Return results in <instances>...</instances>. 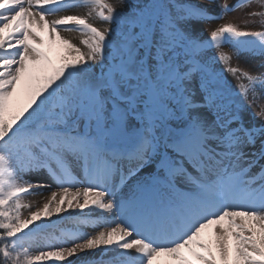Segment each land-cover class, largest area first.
<instances>
[{"label": "rangeland", "instance_id": "1", "mask_svg": "<svg viewBox=\"0 0 264 264\" xmlns=\"http://www.w3.org/2000/svg\"><path fill=\"white\" fill-rule=\"evenodd\" d=\"M42 3L25 1L20 14L0 5V108L11 114L21 92L30 115L42 88L56 89L39 127L0 139V177L11 184L26 255L264 264V0ZM216 143L228 165L217 180L192 167L201 152L220 156ZM161 159L167 165L157 168ZM100 173L111 178L106 186ZM196 207L206 216L186 229L180 216H197ZM163 224L184 237L164 236ZM137 241L149 247L132 249Z\"/></svg>", "mask_w": 264, "mask_h": 264}, {"label": "trees", "instance_id": "2", "mask_svg": "<svg viewBox=\"0 0 264 264\" xmlns=\"http://www.w3.org/2000/svg\"><path fill=\"white\" fill-rule=\"evenodd\" d=\"M142 17L146 19V14L143 13ZM132 56L134 54L131 55V59ZM121 63L126 66L124 62ZM52 87L42 88V91L38 93L37 104L30 115H26L22 109L23 105L27 106V100L21 92L19 100L15 102V110L11 114L0 108V138L39 127L42 117L40 112L45 109L47 103H51L56 90L54 85ZM56 115L54 113L52 116ZM10 186L11 184L7 180L3 181L0 177V264H57L53 261L33 260L26 255L21 240L24 226L20 221L16 205L9 196L12 193Z\"/></svg>", "mask_w": 264, "mask_h": 264}, {"label": "bare ground", "instance_id": "3", "mask_svg": "<svg viewBox=\"0 0 264 264\" xmlns=\"http://www.w3.org/2000/svg\"><path fill=\"white\" fill-rule=\"evenodd\" d=\"M25 1H27V0H0V5H3V8H6V9H8V11L9 10H15V11H19V12H17L18 14H20L22 11L23 12H25L24 11V7H22L21 8V10H20V6L22 5V4H24L25 3ZM28 1H43V3H42V7H44V8H47V7H49L50 6V3L51 2H53L52 3V5L53 6H59V5H61L62 4V0H50V1H48V0H28ZM199 2V1H198ZM199 4H201V5H203L201 2H199ZM35 11V10H34ZM31 12H32V10H31ZM37 11H35V13H36ZM5 14V13H4ZM39 15L41 16V18L42 19H45L46 17H47V15H45V14H41V12L39 13ZM41 19V20H42ZM192 81L193 80H189V82H188V84H187V87H188V89L191 91V92H193V93H195V87H194V85H193V83H192ZM201 106H203V104L201 105ZM202 108H205V107H202ZM216 146H217V148H219L220 149V153H221V155L220 156H216V155H214L213 154V152H211V151H205V152H201V154H203L202 156H203V158L202 159H199V160H196L195 162H194V164H192V167H193V169H194V171H195V169H197L198 170V174L199 175H201V173L199 172V170L201 171V167H205V169H207V170H210L214 175H216V180H217V178H219V176H220V171H222V170H224L225 168H227L228 167V165H226L225 164V159H224V156H223V154H225L226 153V150H224V148L223 147H221L218 143H216L215 144ZM223 148V149H222ZM240 158V157H239ZM236 159H238V158H235V160ZM239 160V159H238ZM237 160V164H239V162L241 161H238ZM197 164H200V166L198 167V165ZM236 164V165H237ZM233 165H234V163H233ZM251 172H253V173H255L253 170H251ZM196 174V173H195ZM259 174H262V172H259ZM100 175H101V179H102V183L104 184L103 186H106L105 184H108V182L111 180V178L110 177H108L109 175L108 174H106V173H100ZM190 176H186V175H184L183 174V176H182V179H186V180H189L190 178H189ZM191 177H193V175H192V173H191ZM195 181H198V178L196 179V178H193ZM192 179V180H193ZM193 180V181H194ZM261 187V186H260ZM103 199V202H101V205L104 207V210H106L107 209V206H106V203H107V199L104 197V198H102ZM157 202H158V200H157ZM215 207H216V209H218L219 210V212H221V213H223V212H226V210H225V208L223 207V206H220V207H217V205H215ZM109 214H111V212L110 211H108V210H106ZM182 225H184L185 226V224L184 223H182ZM162 228H166L167 230H165V235H169L170 234V236L172 237V239L174 238V236L176 235V240L177 239H180V238H183L184 236L183 235H181V234H178L177 233V231L175 232L174 231V229H173V227L171 226V228L169 227V226H165L164 224L162 225ZM184 232H186V231H184ZM105 233H106V231L104 232V231H97V236H99V237H102V236H104L105 235ZM144 239H146V238H144ZM149 240L151 241V242H157L158 241V239H156V238H154V237H152L151 239L149 238ZM165 240H166V238H165ZM139 247H143L144 249H147L148 247H149V244H147L146 242H142V241H137L134 245H133V248L132 249H136V248H139ZM153 264H155L154 262H153Z\"/></svg>", "mask_w": 264, "mask_h": 264}]
</instances>
